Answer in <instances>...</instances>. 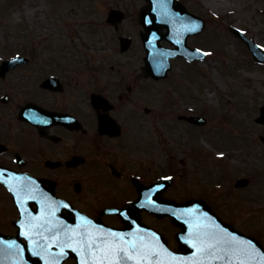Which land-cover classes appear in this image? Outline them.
<instances>
[{
    "label": "rangeland",
    "instance_id": "obj_1",
    "mask_svg": "<svg viewBox=\"0 0 264 264\" xmlns=\"http://www.w3.org/2000/svg\"><path fill=\"white\" fill-rule=\"evenodd\" d=\"M183 2L207 22L204 33L188 40L207 57L192 64L174 60L165 81L142 76L145 54L137 20L144 0H0V55L32 54L31 61L45 66L40 77L64 68L70 76L89 80V90L90 80H98V90L109 91L113 97L131 86L126 106L137 116L131 114L133 122L162 133L152 137L168 168L179 171L172 192L179 199L205 196L225 220L264 242V145L257 137L264 134V125L254 121L264 106V67L252 60L246 45L228 30L237 27L264 47V0ZM111 9L125 13L118 32L105 22ZM120 36L132 38L130 50L123 54ZM144 108L153 113L146 114ZM187 112L207 119L196 133H188V126L177 120ZM186 148H193L194 155H186ZM206 148L228 152L229 157L215 161L214 152ZM252 176L256 178L246 188H234L237 178ZM220 183L228 185L215 191L213 184ZM2 194L0 218L5 221L14 214ZM144 219L167 234L176 248L173 235L177 228L169 219ZM0 229L13 232L1 224Z\"/></svg>",
    "mask_w": 264,
    "mask_h": 264
},
{
    "label": "flooded vegetation",
    "instance_id": "obj_2",
    "mask_svg": "<svg viewBox=\"0 0 264 264\" xmlns=\"http://www.w3.org/2000/svg\"><path fill=\"white\" fill-rule=\"evenodd\" d=\"M27 58V62L0 78V175L9 169L46 181L45 188L54 184L55 194L73 208L94 220L120 227L118 218L102 214L104 208L133 201L137 183L149 186L160 178L177 176L179 171L168 168V161L163 160V153L152 142L157 141L152 137L156 133L151 128L135 127L126 106L128 95H117L114 102L109 91L98 90V80H90L93 88L89 90V80L72 77L55 64L60 69L52 74L59 77L61 89H44L41 83L48 77L39 75L45 66L31 61L32 54ZM92 93L101 94L112 103L110 111L100 107L98 112L114 117L120 125L117 133L113 127H99L97 111L90 102ZM28 105L38 107L28 113L42 124L51 121L41 120L43 113L39 108L62 114L80 126L58 122L46 130L43 127L44 132L40 133V127L19 119V112ZM0 188L6 192L1 185ZM168 188L162 193L165 198ZM0 224H4V219L0 218Z\"/></svg>",
    "mask_w": 264,
    "mask_h": 264
},
{
    "label": "water",
    "instance_id": "obj_3",
    "mask_svg": "<svg viewBox=\"0 0 264 264\" xmlns=\"http://www.w3.org/2000/svg\"><path fill=\"white\" fill-rule=\"evenodd\" d=\"M147 1L149 2V7L148 9H146V11H143V13H145L146 15L142 20V23L144 24L146 29L145 31L147 32V35H142V42H144L147 50V57L145 58V69L150 76L158 79L164 77L166 73L165 71L168 70V62L166 61H168L169 58L176 56H183L191 60L199 58V53L189 50L186 47L185 39L189 35L199 33L203 29V26L200 20L194 18V16L187 14L185 12V9L180 7L173 0ZM161 28H166L167 33L162 34ZM232 31L234 33L236 32L235 30ZM161 39H165L169 43L174 44L176 49L168 50L161 48L159 46V42ZM242 39L247 42L248 47H250V49L253 51V54L257 60L263 59V55L258 48L253 47V45L245 38ZM200 230V241L197 244H199V248L204 249V251H197V249H194L192 247L185 248V246H183L185 255L194 257L196 255L202 256L204 254H210L212 250L219 248L217 246L219 244V240L226 239L227 242L222 246V248L225 249L230 243L227 238L228 232L231 233L232 231L227 228L223 230L224 235H217V238L209 237L208 235H206V231L204 230L203 226H201ZM9 244L15 245V247L11 249L18 250L19 245L16 244V242H10L0 236V250H2L0 251V264H5L2 255L5 254L9 256L10 254V251L6 250L8 249L7 245ZM247 244H250L251 246L249 247L247 246ZM209 245H211L212 247H209ZM244 245L248 247L247 249H249L248 251H250L251 254L257 255V252L253 249L256 246L254 243L249 241L248 243L244 242ZM248 251L243 252V255H248ZM224 252L227 253L226 250ZM162 253L167 254L166 252ZM260 254H262V252H260Z\"/></svg>",
    "mask_w": 264,
    "mask_h": 264
},
{
    "label": "snow or ice",
    "instance_id": "obj_4",
    "mask_svg": "<svg viewBox=\"0 0 264 264\" xmlns=\"http://www.w3.org/2000/svg\"><path fill=\"white\" fill-rule=\"evenodd\" d=\"M66 207V205H65ZM83 220L84 218L81 217ZM112 236H116V233H109ZM27 235V233H25ZM119 239H124L123 237H119ZM86 240V246L89 250L90 258L92 255L96 252H103V256L101 258H98L95 260V264H103V261H106L107 264H126L127 261H132L136 260V264H140L141 261H151L152 255L153 254H140V253H129L127 250L121 247H113L107 244V242L104 243L103 247L101 244H97L95 240H90L88 241L87 238ZM230 242H234L237 244H243V241H236L235 237H229ZM93 245H95V248H93ZM84 245L82 244V247ZM195 246V245H193ZM249 247L251 246L250 244L248 245ZM8 248H14L15 245L9 244L7 245ZM209 247H212L209 245ZM133 250H135V244L132 245ZM75 251V249H73ZM197 251H204V249L198 248ZM137 257H139L137 259ZM223 259V257H220ZM82 264H88V261H83ZM229 264H231V261H229ZM241 264H243V261H241Z\"/></svg>",
    "mask_w": 264,
    "mask_h": 264
}]
</instances>
